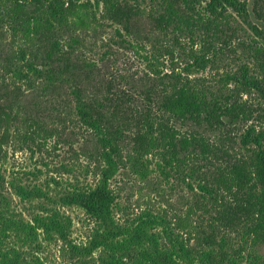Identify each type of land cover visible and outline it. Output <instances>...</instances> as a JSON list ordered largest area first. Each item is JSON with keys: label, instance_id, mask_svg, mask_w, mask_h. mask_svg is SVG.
I'll return each instance as SVG.
<instances>
[{"label": "trees", "instance_id": "obj_1", "mask_svg": "<svg viewBox=\"0 0 264 264\" xmlns=\"http://www.w3.org/2000/svg\"><path fill=\"white\" fill-rule=\"evenodd\" d=\"M250 1L0 0V264H47L58 242L79 264H264V28ZM59 145L74 181L4 174L9 149ZM125 180L148 190L137 213ZM74 208L93 223L86 247Z\"/></svg>", "mask_w": 264, "mask_h": 264}, {"label": "rangeland", "instance_id": "obj_2", "mask_svg": "<svg viewBox=\"0 0 264 264\" xmlns=\"http://www.w3.org/2000/svg\"><path fill=\"white\" fill-rule=\"evenodd\" d=\"M249 9L251 11L252 20L257 25L264 28V22L259 21L255 14H253L252 0L250 1ZM51 146H53V143ZM66 148L67 147L64 148V146L59 145L56 150L57 153L55 152L50 156H42L38 152H32L31 150L16 151L14 149H9L3 167L4 174L7 173V176H9L10 173L12 175L15 174V176H18L23 180V183L40 182L45 184L47 181L51 180V177H54L65 184L67 181H74L73 176L67 173L60 177V171L56 167H59L61 163L69 164V157L66 154V151H63ZM79 175L80 173H78L77 176ZM80 177V181L84 184L90 183L93 180L91 174H88L86 180L82 178V176ZM120 183L121 187L119 184V188L123 201H128L130 210H132L131 213H134V211L135 213L139 212L138 208L144 204V197L147 196L148 190L144 189L143 184H138V182L125 180L123 183ZM144 207L145 205L142 206V208ZM67 213L71 215L73 220V230L71 235L73 244L79 248L86 247L92 234L93 223L80 209H69L67 210ZM63 246L64 244H62V242L46 245L43 257L47 264H79L78 259L75 256L74 258L70 253H64Z\"/></svg>", "mask_w": 264, "mask_h": 264}]
</instances>
